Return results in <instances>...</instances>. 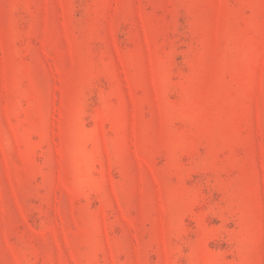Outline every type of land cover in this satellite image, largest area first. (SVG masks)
I'll return each mask as SVG.
<instances>
[{
	"label": "rangeland",
	"instance_id": "obj_1",
	"mask_svg": "<svg viewBox=\"0 0 264 264\" xmlns=\"http://www.w3.org/2000/svg\"><path fill=\"white\" fill-rule=\"evenodd\" d=\"M0 264H264V0H0Z\"/></svg>",
	"mask_w": 264,
	"mask_h": 264
}]
</instances>
